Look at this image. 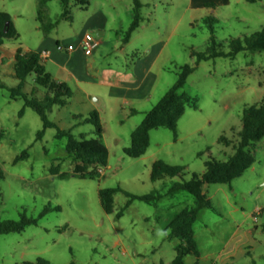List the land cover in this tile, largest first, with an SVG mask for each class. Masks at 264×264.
I'll return each instance as SVG.
<instances>
[{
	"label": "rangeland",
	"instance_id": "1",
	"mask_svg": "<svg viewBox=\"0 0 264 264\" xmlns=\"http://www.w3.org/2000/svg\"><path fill=\"white\" fill-rule=\"evenodd\" d=\"M139 1L143 19L125 42L132 22V0H92V9L98 4L110 17L109 49L101 46L108 50L104 53L108 57L102 59L101 67L110 63L125 69L137 58L149 56L153 45L162 49L139 105L136 101L124 105L106 95L93 103L101 112V140L108 150V164L100 168L101 176L80 179L71 175L74 160L66 152L67 139H57V130L49 128L37 140L43 129L40 117L24 107L21 97L11 99L10 90L18 85L13 50L36 51L46 36L50 42H74L82 34L85 13L72 6L73 21L58 20L61 3L48 0L39 21L40 0H0V11L11 15L19 34L18 39L4 41L5 49L0 48V84L5 86L0 88V222L18 221L23 214L38 219L37 225L27 226L21 233L0 236V264L35 263L38 258L49 264H171L180 241L167 238L166 226L181 209L194 207V198L181 191L157 204L135 200L126 206V193L165 194L173 183L202 173L211 157L227 161L239 141L243 110L264 99V51L198 64L192 56L193 52H206L212 36L222 47L218 50L229 52L232 39L259 31L264 26V0H218L201 8L190 7V0ZM56 21L47 30L41 28ZM91 34L100 39L96 31ZM44 65L55 75L53 64L45 61ZM184 65L194 71L180 93L196 99L198 108L186 107L176 137L166 128L152 130L146 154L128 157L124 148L130 145L132 130L176 83ZM35 86L30 75L24 88L29 98L42 95V88L38 95L30 94ZM96 90L104 93V89ZM80 98L74 89L69 104L54 106L48 118L62 130L71 129L76 138H96L94 126L76 118L78 114L89 116L88 106ZM132 108L136 109L133 116L129 115ZM222 136L225 141L219 142ZM249 150L255 162L241 177L231 184L204 187L213 209L200 210L194 224L201 264H264V137ZM23 152L27 156L15 163ZM198 153L204 154L199 157ZM157 160L185 167L184 176L152 182V164ZM52 167L70 175L61 179L51 174ZM116 187L121 191L114 195L113 212L107 214L99 191ZM46 209L49 211L39 218ZM194 262L193 256L186 257V264Z\"/></svg>",
	"mask_w": 264,
	"mask_h": 264
},
{
	"label": "trees",
	"instance_id": "2",
	"mask_svg": "<svg viewBox=\"0 0 264 264\" xmlns=\"http://www.w3.org/2000/svg\"><path fill=\"white\" fill-rule=\"evenodd\" d=\"M48 0H40V10L37 19L40 21L43 13L44 5ZM248 3H256L258 0H246ZM62 6V13L58 20H66L72 22L71 7H77L80 10H87L90 0H59ZM133 19L126 31L124 41L128 42L132 33L140 26L143 19L141 10L142 3L139 0H133ZM212 3H206L208 7ZM41 26L47 30L57 24ZM8 24V25H7ZM19 34L15 29L12 17L9 13L0 11V46L5 40L18 39ZM210 47L206 52L192 53L196 57V64L215 59L218 57L233 58L241 52H262L264 51V26L249 37L232 39L229 43L230 51L224 52L218 50L222 48L216 44L214 37L210 38ZM45 60L40 57V52L23 51L18 48L14 55L13 71L18 79L16 88L10 90V98L15 99L21 97L24 100V107L35 111L42 122L43 129L37 134V140L43 138L46 129L55 128L57 130L56 138H66V152L71 155L74 160V166L71 175L80 179H93L101 176L100 168L106 167L108 164V150L102 142L103 127L97 111H92L83 123H89L94 126L96 138H86L80 135L76 138L72 134V130H62L54 122L48 118V113L54 106L65 107L69 104L72 96V89L67 83L57 82L53 76L47 72L45 68ZM194 71V67L184 65L180 68L176 83L162 96L160 101L145 114L143 121L131 133L130 145L124 148V154L130 158H140L144 156L150 146V132L159 128H166L175 135L177 132V124L184 115L186 107L190 106L197 109V100L186 93H180L186 84L187 78ZM264 73V70H263ZM33 75L35 87L31 90V95H38L42 88L43 92L40 98H29V93L24 92L27 78ZM0 88H5L0 84ZM24 110L20 111V116ZM242 128L239 132V141L234 146V153L227 161H219L210 158L205 163V169L202 173H193L188 181L173 183L165 194L159 192H151L146 195H135L126 193L129 197L126 206L133 201L139 200L148 204H157L166 196L175 195L178 192L185 191L189 193L195 201L194 207H185L177 212L168 222L166 226L167 238L178 239L180 244L175 247V257L171 264H186L185 258L193 256L194 264L200 263V251L195 238L194 224L196 223L198 213L202 209H213L211 201L204 192V187L211 184H231L235 179L241 177L244 172L250 169L254 162V154L249 150L256 142L264 137V99L256 104L245 107L242 115ZM2 134L0 132V140ZM225 141L222 136L219 142ZM204 153H198L201 157ZM27 156L23 152L15 159V163ZM185 167L179 165H171L163 160H157L152 164L151 181L157 182L166 177L182 178L185 174ZM52 175H56L61 179L67 178L69 173H59L58 167L50 169ZM121 191L120 187L107 188L99 191V198L103 210L110 214L113 212L114 195ZM49 210H44L39 218H42ZM123 210L117 213L121 216ZM38 219L28 218L24 214L20 220H4L0 222V236L10 233H21L27 226L37 225ZM264 232V224L262 225ZM22 264H49L47 260L38 258L35 263Z\"/></svg>",
	"mask_w": 264,
	"mask_h": 264
},
{
	"label": "crops",
	"instance_id": "3",
	"mask_svg": "<svg viewBox=\"0 0 264 264\" xmlns=\"http://www.w3.org/2000/svg\"><path fill=\"white\" fill-rule=\"evenodd\" d=\"M216 1L218 0H190L189 6L201 8L205 7L206 3H214ZM224 1L227 2V0H222L221 3ZM92 8V0H90L87 10H81L85 13L83 30L82 34L78 35L75 41L72 42L73 44H63L57 39L50 42L49 37L46 36L36 52H48V57L45 61L54 65L55 75L49 73L57 82L67 83L72 89V94L75 89L81 95L80 99L88 106L86 111L89 114L92 111H97L101 119V112L98 111L93 103L99 101L104 95L111 100H122L124 105H130L132 101H136L138 105L140 104V98L145 95L143 88L148 84L150 70L162 47L153 45L149 56L142 60L137 58L125 69L115 68L110 63L101 67L102 59L108 57V55H104L108 50L103 51L101 46L103 49H109L106 34L107 30H109L110 17L98 4L94 5L95 9ZM112 8H115V6L112 5ZM129 17L133 19V8L129 12ZM94 31L100 37L97 41L98 46L91 55L86 56L80 47V43L85 33ZM115 31L116 33L118 32L117 30ZM70 45L73 46L72 51L67 49ZM0 48L5 49L4 44ZM16 50H13V64ZM98 88L104 89V93L101 94L100 90H96ZM95 96L96 98L93 100ZM129 113V115L133 116L136 114V109L132 108ZM87 117L83 114L76 116L77 119H80L79 123H83Z\"/></svg>",
	"mask_w": 264,
	"mask_h": 264
},
{
	"label": "built area",
	"instance_id": "4",
	"mask_svg": "<svg viewBox=\"0 0 264 264\" xmlns=\"http://www.w3.org/2000/svg\"><path fill=\"white\" fill-rule=\"evenodd\" d=\"M97 46H98V42L97 40H95L94 36L91 33H85L83 35V38L80 43V47L86 56L91 55L94 52V50L97 48ZM67 49L68 51H72L73 46L70 45L67 47ZM40 57L45 60L48 57V52L41 51Z\"/></svg>",
	"mask_w": 264,
	"mask_h": 264
},
{
	"label": "water",
	"instance_id": "5",
	"mask_svg": "<svg viewBox=\"0 0 264 264\" xmlns=\"http://www.w3.org/2000/svg\"><path fill=\"white\" fill-rule=\"evenodd\" d=\"M8 25V24H7ZM98 35V34H97Z\"/></svg>",
	"mask_w": 264,
	"mask_h": 264
}]
</instances>
